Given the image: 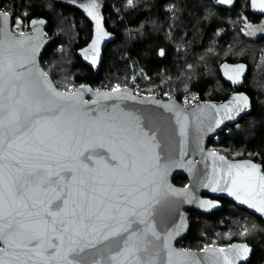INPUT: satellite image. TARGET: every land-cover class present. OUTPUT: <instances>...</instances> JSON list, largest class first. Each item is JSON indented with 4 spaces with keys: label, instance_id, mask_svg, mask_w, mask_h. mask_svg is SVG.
<instances>
[{
    "label": "snow or ice",
    "instance_id": "obj_1",
    "mask_svg": "<svg viewBox=\"0 0 264 264\" xmlns=\"http://www.w3.org/2000/svg\"><path fill=\"white\" fill-rule=\"evenodd\" d=\"M251 3L264 11V0ZM81 7L96 21V38L90 46L95 64L98 45L108 33L102 28L96 0ZM0 16V30L7 37L9 13L0 11ZM20 23L17 19V27ZM22 43L17 37L6 46L0 41V264H162L161 250H167L163 264H201L195 253L171 247L174 232L157 244L161 234L148 219L165 192L183 194L170 187L162 191L155 179L160 159L156 120L133 110L116 112L118 105H113V112L83 111L81 105L87 102L79 90L58 91L39 68L18 70L23 63L13 49ZM37 50L33 48V54ZM243 70L244 65H237L233 74H225L234 80ZM113 93L116 99H135L119 84L111 93L97 90L105 100L113 99ZM230 104L221 106L226 114L233 106L242 111L248 107V97L237 96ZM161 106L176 111L175 103ZM176 115L180 123V113ZM180 131L185 134V124ZM208 155L213 158V178L206 186L213 192L227 191L264 215L260 165L230 163L215 152ZM214 206L211 201L201 202V207ZM241 234L248 235L249 230ZM110 240L112 244L105 243ZM201 251L210 254L207 264H240L251 249L246 243L205 244Z\"/></svg>",
    "mask_w": 264,
    "mask_h": 264
},
{
    "label": "trees",
    "instance_id": "obj_2",
    "mask_svg": "<svg viewBox=\"0 0 264 264\" xmlns=\"http://www.w3.org/2000/svg\"><path fill=\"white\" fill-rule=\"evenodd\" d=\"M85 1L2 0L1 8L28 21L47 19L52 38L41 64L65 91L84 83L107 89L137 84L141 93L169 90L177 99L197 90L203 101L246 92L252 111L220 130L208 147L232 159H252L264 172V34L250 38L244 33L245 22H260L264 16L251 14L249 0H233L231 7L220 0H99L109 36L96 74L82 53L94 38V22L81 7ZM237 65L244 70L230 80L225 73L233 74L229 71ZM173 181L184 185L187 179ZM222 203L219 211L191 212L187 236L179 244L199 248L204 242L244 239L254 247L248 264H264L263 220L231 201ZM213 225L222 227V238L207 236ZM245 228L248 235L241 234Z\"/></svg>",
    "mask_w": 264,
    "mask_h": 264
},
{
    "label": "water",
    "instance_id": "obj_3",
    "mask_svg": "<svg viewBox=\"0 0 264 264\" xmlns=\"http://www.w3.org/2000/svg\"><path fill=\"white\" fill-rule=\"evenodd\" d=\"M1 3L2 0H0V11H4L1 8ZM219 3L222 4L221 2ZM224 5L231 7V4ZM249 6L251 14L264 16V11L260 10L258 6L253 7L251 0H249ZM33 20H42L44 23L33 25L31 23ZM11 23L12 18L9 14L7 25L8 35L6 37L4 31L0 30V41H3L5 46L12 37H17L23 41L22 44L13 49L16 56L20 59L21 63H23V67L18 70L27 73L30 68H39L44 72H47L41 64V56L51 44V38L46 32L48 26L47 19L43 17L30 19V30L20 33H14L12 31ZM2 28L3 17L0 16V29ZM33 48L38 49L34 54L32 51ZM161 51L163 52L164 49L160 48V55ZM91 57L92 54L88 56L87 62L96 74L99 71L102 62V56L98 54L97 62L95 64L92 63ZM33 58L35 60V65L32 63ZM234 69L235 68L233 67L229 72H233ZM48 78L58 91L66 92L55 84L49 74ZM81 85H85L86 88L81 89ZM121 88H127L131 96L135 97V99H116L115 94L113 93V99L105 100L102 96H98L97 90H99V93H111V89L94 88L89 83L80 84L70 91L76 92L79 90L81 92L82 100L87 102L86 104L81 105L82 110L90 111L93 115L96 114V111L94 110L97 109L100 111L113 112V105H118L119 107L115 110L116 112H119L121 109L124 111L133 110L141 115L150 114L156 120L159 127L157 140L159 141L160 147L157 151L160 159L158 162L159 169L155 179L162 184V191L170 187L171 189L176 190V192L183 193L181 195H175L165 192L161 197L160 203L156 204L152 209L148 219L155 222L157 231L161 234V241H157L156 243L162 244L163 238L166 234L168 232H174L175 235L170 241L173 249L177 251H191L201 260V264H207L206 257H210V254L201 250L177 247V243L187 236L189 230L188 210H194L201 213H211L222 207L221 202L217 198H225L234 202L237 206L256 214L264 221V215L249 208L248 205L242 204L227 191L213 192L211 187L206 186L208 181L213 178V158L208 155L209 152H215L217 156H223L228 162L234 164L251 161L252 163L260 165L261 172L264 173L262 164L257 163L252 159H231L217 150L208 148V143L215 134L229 125L237 124L242 116H245L252 111L251 98L244 91H235L223 100H201L186 106L181 104L175 97L171 99H163L156 93H141L131 86H121ZM88 89H91V91ZM240 95L248 97V107L244 108L242 111H237L236 107L233 106L232 111L226 114L221 106L225 104L231 106L230 102ZM153 99L159 103H152ZM94 100L97 101L96 104L92 103ZM141 101H143V103ZM172 103H175L176 105V111L174 112H169L161 106L163 104ZM211 105H216V108H220V111H217L216 108L211 107ZM176 112L180 113V123L177 122ZM185 117H187L186 121ZM218 121L219 123H217ZM182 123L185 124L184 135H181L180 131ZM215 164L217 168L216 176L219 177L222 174L220 171L221 162L219 159L215 161ZM178 176L185 177L188 180L187 184L177 185L174 183V178ZM225 179H227V177H225ZM221 187H225L223 181H221ZM202 201H211L215 206L201 207ZM116 239L118 240L119 238ZM105 243L112 244L113 241L110 240ZM102 246L103 245H100L98 247ZM0 247H3V245L0 244ZM249 248L251 249V252L249 253L247 260H242L240 264H245L250 259L252 247L249 246ZM91 251L95 252L94 249ZM166 257L167 250H161L160 259L162 264L163 261L166 260ZM85 258L89 260L92 259L91 256H86ZM96 258L98 259L99 257L97 256Z\"/></svg>",
    "mask_w": 264,
    "mask_h": 264
},
{
    "label": "built area",
    "instance_id": "obj_4",
    "mask_svg": "<svg viewBox=\"0 0 264 264\" xmlns=\"http://www.w3.org/2000/svg\"><path fill=\"white\" fill-rule=\"evenodd\" d=\"M8 13L10 14V16L12 18L11 29L14 33H20V32L30 30L29 21L26 19L25 16H21V15L12 16V14L10 12H8ZM17 19L22 21V23H20L18 27L16 25ZM49 37L52 38V35H49ZM131 80H132V78H131ZM134 89L137 90L138 92H140V90H139L140 88L137 84H135ZM156 94L160 95L163 99L173 98L172 92L169 90L158 91V92H156ZM178 100L180 101L181 104L189 106L195 102L201 101V96L197 90H188V91H185L181 95L180 99H178ZM217 137L218 136L216 134L213 136L214 139H217Z\"/></svg>",
    "mask_w": 264,
    "mask_h": 264
},
{
    "label": "rangeland",
    "instance_id": "obj_5",
    "mask_svg": "<svg viewBox=\"0 0 264 264\" xmlns=\"http://www.w3.org/2000/svg\"><path fill=\"white\" fill-rule=\"evenodd\" d=\"M89 0L85 1L83 4H86L88 3ZM96 3L98 5L96 11L98 13V15L100 16L101 18V24H102V28L103 30L106 32V30L104 29V26H103V18H102V14L100 12V3H99V0H96ZM86 11V10H85ZM87 12V11H86ZM92 19V18H91ZM93 20V19H92ZM94 22V38L93 40L96 38V21L93 20ZM244 33L247 37H250V38H255L259 35H262L264 34V20L263 21H260V22H245L244 23ZM109 34L104 37L101 41H100V44L98 45V54L101 55V48H102V45L104 44V42L106 41V39L108 38ZM92 40V41H93ZM91 44L92 42L82 51L83 55L85 56L86 58V54H87V58L89 55L92 54V50H91ZM86 58V59H87ZM140 88V87H139ZM140 90V89H139Z\"/></svg>",
    "mask_w": 264,
    "mask_h": 264
},
{
    "label": "flooded vegetation",
    "instance_id": "obj_6",
    "mask_svg": "<svg viewBox=\"0 0 264 264\" xmlns=\"http://www.w3.org/2000/svg\"><path fill=\"white\" fill-rule=\"evenodd\" d=\"M219 1V0H218ZM209 148V147H208ZM210 149H212V148H210ZM232 159V158H231ZM187 182H188V180H187ZM187 182H186V184H187ZM185 185V184H184ZM220 202H221V205H222V207H223V203H222V201L223 200H227V199H225V198H217ZM229 201V200H228ZM234 203V202H233ZM235 204V203H234ZM236 205V204H235ZM222 207H221V209H222ZM239 207V206H238ZM240 208H242V207H240ZM221 209H219V210H221ZM242 209H244V208H242ZM219 210H216V211H219ZM246 210V209H245ZM246 211H248V210H246ZM188 212H189V221H190V219H191V212H198V211H194V210H188ZM214 212V211H213ZM248 212H250V211H248ZM201 213V212H200ZM212 213V212H211ZM250 213H252V212H250ZM204 214H207V213H204ZM254 214V213H253ZM256 215V214H255ZM257 216V215H256ZM260 218V217H259ZM264 222V221H263ZM208 229H210V231H209V233H208V235L207 234H203V237L205 236V235H207L208 237H218V238H222V236H223V230H222V227H220V226H216V225H213V226H209V227H207ZM207 228H206V230H207ZM254 233V232H253ZM206 238V239H209V238ZM183 240V239H182ZM181 241V240H180ZM180 241L177 243V247H179V248H187V249H194V250H201L202 249V247L205 245V244H209V245H211V244H215L216 246H227V245H229V244H231V243H233V242H246L247 243V245H249V246H251L252 247V253H253V250H254V247H253V245L252 244H250V243H248V241L247 240H244V239H242V240H231L229 243H226V244H217V243H215V242H212V241H210V242H207V243H205L204 242V244H202V246L201 247H199V248H192V247H184V246H181L179 243H180ZM252 253H251V256H252ZM251 256H250V259H251ZM250 259L248 260V262L250 261ZM248 262L247 263H245V264H248Z\"/></svg>",
    "mask_w": 264,
    "mask_h": 264
}]
</instances>
